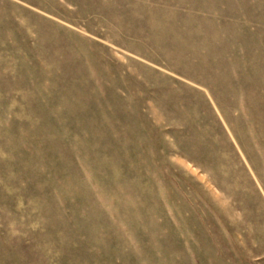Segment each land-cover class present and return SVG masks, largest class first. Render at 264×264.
I'll use <instances>...</instances> for the list:
<instances>
[{"label": "rangeland", "instance_id": "rangeland-1", "mask_svg": "<svg viewBox=\"0 0 264 264\" xmlns=\"http://www.w3.org/2000/svg\"><path fill=\"white\" fill-rule=\"evenodd\" d=\"M0 264H264V0H0Z\"/></svg>", "mask_w": 264, "mask_h": 264}]
</instances>
